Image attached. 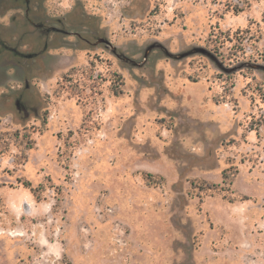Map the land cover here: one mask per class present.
<instances>
[{"label":"rangeland","instance_id":"1","mask_svg":"<svg viewBox=\"0 0 264 264\" xmlns=\"http://www.w3.org/2000/svg\"><path fill=\"white\" fill-rule=\"evenodd\" d=\"M4 1L2 38L41 50ZM30 4L67 33L40 56L0 55V264H264V0ZM228 167L234 201L191 191ZM22 177L45 183L40 199Z\"/></svg>","mask_w":264,"mask_h":264},{"label":"trees","instance_id":"2","mask_svg":"<svg viewBox=\"0 0 264 264\" xmlns=\"http://www.w3.org/2000/svg\"><path fill=\"white\" fill-rule=\"evenodd\" d=\"M225 41V38H222L219 34L215 33L214 31H211L209 37L207 38V44L212 48L211 50L214 51L216 55L218 54V56L220 55L222 57H226V53L225 51H223ZM73 70H75V68L70 69V71ZM67 75L68 73H64L62 77H67ZM221 76L222 80H226V75L224 76L221 74ZM188 77L193 81L199 80L198 77H194L192 75H189ZM110 82V91L117 97L123 96L125 91L123 89L124 77L122 76V74L113 72L110 77ZM47 96L49 95L47 94ZM5 134L8 135V133H2L1 135L3 136ZM11 138L15 139L16 144L22 148V151L25 154H27L30 149H33L36 144V141L31 138L30 132H27L26 130L24 132L20 130L13 132ZM232 167H228L223 170L222 174L224 184L216 183L200 177H194L189 179L191 184V191L197 190V196H199L201 199L204 195L217 193L223 194L224 198L230 201H234L233 197L227 196V194L224 193L234 182L236 174L238 173V169L232 171ZM144 177L148 185L163 184L166 181L165 176L161 174L154 175L152 173L145 172ZM21 180L26 187L31 189L32 193L37 199H40L42 192L46 190L45 183H40L39 186L34 187L32 185V182L26 177H22Z\"/></svg>","mask_w":264,"mask_h":264},{"label":"flooded vegetation","instance_id":"3","mask_svg":"<svg viewBox=\"0 0 264 264\" xmlns=\"http://www.w3.org/2000/svg\"><path fill=\"white\" fill-rule=\"evenodd\" d=\"M0 8L1 11H4L5 9V1L4 0H0ZM13 7L16 8V10L18 11L17 14H14L12 16V21L11 23L13 24L12 27L8 26L9 29L15 27V24H17L18 22H23L25 26H27L28 28V34L31 33L32 35V39L35 40V35L37 30L41 31V35H43L44 38H46V40H44L43 45L41 47V50H33L31 51V53H26L24 51H22L20 49L21 45L24 44L25 42H23L22 44H20L19 42L15 41V37H16V33L12 36V40L13 43H15V46L12 47V45L9 43V38L5 41L2 38L1 32H0V55L2 54V52L6 51V50H13L15 55L21 57H29V55L32 56H40L43 53L49 49H53V47L55 48H60L59 47V43L62 42V37L64 33H67L66 29L63 28L66 26V21L63 19H57L59 24H51L52 21H55L56 19H52V18H46L45 21H41V20H37L36 18H34L35 12L33 11V8H31V4H30V0H12ZM10 5V4H9ZM7 5V7L9 6ZM6 11V10H5ZM5 13V12H3ZM9 23V24H11ZM34 28V30H33ZM76 34L77 37L83 38L82 35H80V33L77 32H73ZM75 34H65V36L68 35H75ZM14 37V38H13ZM28 85V83H27ZM33 110H36V108H32ZM24 112V111H23ZM25 113V112H24Z\"/></svg>","mask_w":264,"mask_h":264},{"label":"water","instance_id":"4","mask_svg":"<svg viewBox=\"0 0 264 264\" xmlns=\"http://www.w3.org/2000/svg\"><path fill=\"white\" fill-rule=\"evenodd\" d=\"M150 49H151V48H150ZM150 49L147 50L146 56L148 55V52L150 51ZM202 51H203L204 53H207V54L211 55L212 57H214V55H213L211 52H209V51H207V50H204V49H202ZM168 54H169V53H168ZM218 63H219V65H222L221 62H218ZM255 66H256V67H263V68H264V66H261V65H258V64H256Z\"/></svg>","mask_w":264,"mask_h":264}]
</instances>
